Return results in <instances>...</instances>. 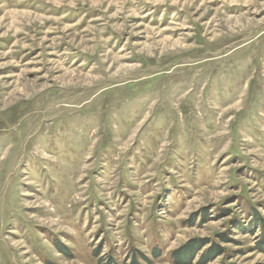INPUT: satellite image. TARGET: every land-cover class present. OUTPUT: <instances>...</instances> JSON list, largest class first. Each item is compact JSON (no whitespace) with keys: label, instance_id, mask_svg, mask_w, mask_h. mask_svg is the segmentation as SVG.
Masks as SVG:
<instances>
[{"label":"rangeland","instance_id":"1","mask_svg":"<svg viewBox=\"0 0 264 264\" xmlns=\"http://www.w3.org/2000/svg\"><path fill=\"white\" fill-rule=\"evenodd\" d=\"M261 218L264 0H0V264H264Z\"/></svg>","mask_w":264,"mask_h":264},{"label":"trees","instance_id":"2","mask_svg":"<svg viewBox=\"0 0 264 264\" xmlns=\"http://www.w3.org/2000/svg\"><path fill=\"white\" fill-rule=\"evenodd\" d=\"M257 219H260V216L257 215L256 217ZM260 224L263 228V233H264V219L261 218V220L259 221ZM263 243H262V250L264 251V234H263ZM193 248H194V245L193 243H190V244H186L184 246V248H182L181 250H178L176 251L173 256V259L175 260V262H177V264H191L192 261H193V258H192V251H193ZM160 251L159 250H156L154 252V256H159L160 255ZM100 252L99 251H96V255H99ZM141 256V255H140ZM139 255L135 258H133V261L131 264H143L141 263L138 258L140 257ZM148 262L150 261L149 259H147ZM101 264H118L116 262V260L112 259V258H108V261L107 262H102Z\"/></svg>","mask_w":264,"mask_h":264}]
</instances>
